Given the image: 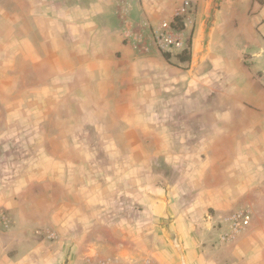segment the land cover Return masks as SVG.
<instances>
[{
  "label": "crops",
  "instance_id": "1",
  "mask_svg": "<svg viewBox=\"0 0 264 264\" xmlns=\"http://www.w3.org/2000/svg\"><path fill=\"white\" fill-rule=\"evenodd\" d=\"M184 1L0 0V264H264V0Z\"/></svg>",
  "mask_w": 264,
  "mask_h": 264
},
{
  "label": "built area",
  "instance_id": "2",
  "mask_svg": "<svg viewBox=\"0 0 264 264\" xmlns=\"http://www.w3.org/2000/svg\"><path fill=\"white\" fill-rule=\"evenodd\" d=\"M195 8L191 1L186 0L178 7L172 20H165L157 26L147 28L150 33L149 40H151V43L159 50L167 51L168 53H180L185 50L193 36V29L191 27L194 25ZM178 20H181L184 24L182 30L176 28ZM250 219L251 214L249 211L237 212L233 217L234 230H240L248 226ZM3 224H7V220L1 213L0 226Z\"/></svg>",
  "mask_w": 264,
  "mask_h": 264
},
{
  "label": "rangeland",
  "instance_id": "3",
  "mask_svg": "<svg viewBox=\"0 0 264 264\" xmlns=\"http://www.w3.org/2000/svg\"><path fill=\"white\" fill-rule=\"evenodd\" d=\"M68 1L69 0H61V4L62 5H66L65 3H68ZM62 26H63V28L66 30L67 29V26H66V23H62ZM133 35L135 36V37H137V38H142V36L143 37H146L147 38V40L146 41H148L149 40V36H150V33L148 32V29L146 28V29H140V28H135L134 30H133ZM149 42H151V40H149ZM158 49V48H157ZM159 50V49H158ZM160 52L161 53H163V55L164 54H166V53H168L167 51H161L160 50ZM168 54H170V63L171 64H177V66L179 65V64H182V63H185V62H180L179 61V59H178V53H176V52H172V53H168ZM0 214H1V211H0ZM2 214L6 217V220H7V224H3V225H1L0 226V231H5V230H7L8 228H10V226H11V224H12V218H11V216L8 214V213H6V212H2ZM37 237H38V235H37ZM65 261H66V263H68L69 261H70V259L68 258V256L64 259Z\"/></svg>",
  "mask_w": 264,
  "mask_h": 264
},
{
  "label": "trees",
  "instance_id": "4",
  "mask_svg": "<svg viewBox=\"0 0 264 264\" xmlns=\"http://www.w3.org/2000/svg\"><path fill=\"white\" fill-rule=\"evenodd\" d=\"M176 28H178L179 30H182L184 28V24L181 20H178L176 24ZM191 55H192V40L189 41L188 47L182 52L178 53L177 56L180 62H188L191 59ZM164 56L165 58H167V60H170V54L166 53L164 54Z\"/></svg>",
  "mask_w": 264,
  "mask_h": 264
}]
</instances>
